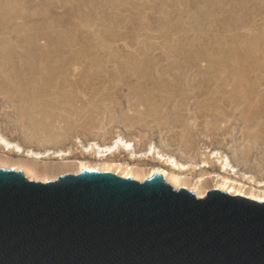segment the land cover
Segmentation results:
<instances>
[{
  "label": "rangeland",
  "instance_id": "374dc122",
  "mask_svg": "<svg viewBox=\"0 0 264 264\" xmlns=\"http://www.w3.org/2000/svg\"><path fill=\"white\" fill-rule=\"evenodd\" d=\"M118 133L264 179V0H0V134L94 162Z\"/></svg>",
  "mask_w": 264,
  "mask_h": 264
},
{
  "label": "water",
  "instance_id": "95a60500",
  "mask_svg": "<svg viewBox=\"0 0 264 264\" xmlns=\"http://www.w3.org/2000/svg\"><path fill=\"white\" fill-rule=\"evenodd\" d=\"M0 264H264V201L155 173L0 168Z\"/></svg>",
  "mask_w": 264,
  "mask_h": 264
},
{
  "label": "bare ground",
  "instance_id": "6f19581e",
  "mask_svg": "<svg viewBox=\"0 0 264 264\" xmlns=\"http://www.w3.org/2000/svg\"><path fill=\"white\" fill-rule=\"evenodd\" d=\"M240 48H242V47H240ZM235 54H237V52ZM249 62L252 63L251 61H249ZM245 78H246V76L243 79H245ZM228 79H230V78H228ZM228 79L224 78L223 82H225V80L228 81ZM240 82L241 81H239V84H240ZM244 82L242 81L241 84L242 83L244 84ZM216 85H218V84H216ZM237 86H238V83H237ZM233 90L235 91V88ZM240 93L244 94V90ZM245 94H246V92H245ZM234 97L235 96H233V98ZM236 98H237V96H236ZM221 101H222V99H221ZM227 101H225V102H227ZM235 101H237V99ZM242 106H244V105L242 104ZM248 106H249V103H248ZM222 107H223V105H222ZM241 111H242V109H241ZM241 111H238V112H241ZM250 111H247V112L249 113ZM253 111H251V112H253ZM235 114L233 113L232 115H235ZM243 114L244 113H242V115ZM239 116H240V114H239ZM234 117H236V116H234ZM246 117L244 118V120L246 119ZM248 117H250L249 114H248ZM251 120H249V121L251 122ZM246 121L248 122V120H246ZM242 124H243V122H242ZM245 124H244V126L241 125V126H243L241 128H244L245 126H248L249 124H252V123L248 122L247 125H245ZM256 126H257V124H256ZM238 127L240 128V126H238ZM253 133L254 132H250L251 135H253ZM120 134L119 135L116 134L117 136L114 135L115 137L112 138V140L109 144L98 145L96 142H93V143H90L88 147H84L85 149H84V151H82L84 154L87 153V151L91 152L90 150H92L93 155L95 157V160H93L94 162L89 161V160H84V159L83 160H73V161L64 160V158H66V156H68L69 153L61 151V150L52 151L50 149H47V150L41 152V151H35L33 149H24L23 147H21V145L19 143L9 141L5 136L0 134V162H8L10 169H13V170H17V169H21V168L24 169L27 178L30 180L31 179H39L41 181H45L48 178L55 177L57 174L64 173L67 169L72 168V167L74 168V171L76 173L80 172L81 170H99V171H104V172H112V173H115L121 177H131V178L136 179V180H144V179L152 176L153 174L158 173V174L162 175L164 180L167 183H169L173 188H175V189L186 188V189L190 190L191 192H193L197 197H204L208 190L214 189V190H220V191L226 192L230 195H239V196H243V197H246V198H249L252 200H256V201H264V179L262 178L259 180V179L255 178L254 175L252 176L251 174L248 175V174H245V172L244 173L240 172L239 169L237 168V166H235L232 163V160L230 159V157L227 156L226 154L222 153L219 150H213V151L207 150L206 154L204 156L200 155V157H202V158H201V160H199L198 163H194L193 158L190 159V162L183 163L180 160H178L175 156H172V155L165 153L164 151H162L160 148L156 147L152 143H148L145 146V149L140 151L137 149V147H138L139 142L142 141L141 139H138V140L126 139L125 137L121 136ZM242 136H245V135L242 134ZM259 136H260V134H259ZM235 138H236V136H235ZM249 140L250 139H248V141ZM244 143H246V142H244ZM256 143H255V145H256ZM259 144H260V142H259ZM235 145L233 143L232 145H230V148L233 150L235 148L233 146H235ZM245 145H243V146H245ZM246 147H247V145H246ZM242 148H245V147H242ZM250 148H248V149H250ZM244 150L243 149L241 150L243 152V154H245ZM235 151L232 153H235L234 156H237V158H238L239 155H237V153H240V152H238L237 150H235ZM251 152H253V151H251ZM257 153L254 155L257 156ZM120 155L125 156V160H121L119 158ZM242 155H240V156L242 158H244L245 156H242ZM248 155H249V153H248ZM259 155H258V157L260 158ZM240 156H239V158H240ZM54 157L59 158V161L55 162V161L48 160V159L54 158ZM115 157H117V158H115ZM255 158L256 157L252 158V161H253V159L255 160ZM106 159H107V162H104ZM46 160H48V161H46ZM150 160H153V163H149L148 161H150ZM247 160H248V158H247ZM260 160H261V158H260ZM260 160H257V162ZM262 160H264V158ZM141 161H143V162L141 163ZM144 161H145V163H144ZM243 161H245V160H243ZM253 162H255V161H253ZM253 162H251V160H250V162L246 163V165L247 164L249 165L250 163H252V165H253ZM238 164H240V163H238ZM262 164H263L262 162L259 163L260 166H262ZM250 166H251V164H250ZM251 167H250V169H251ZM116 168H118V171L116 170ZM210 168H217V170H214V169L209 170ZM120 170H121V172H119ZM258 170H261V169L259 168ZM258 170H257V172H258ZM197 171L199 172V174L194 173ZM261 171H260V173L262 174ZM194 174H198V175H194Z\"/></svg>",
  "mask_w": 264,
  "mask_h": 264
}]
</instances>
